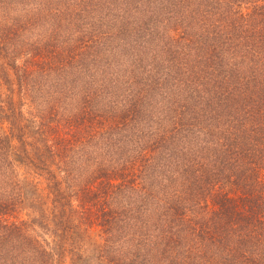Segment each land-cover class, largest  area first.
<instances>
[{"label": "trees", "instance_id": "16d2710c", "mask_svg": "<svg viewBox=\"0 0 264 264\" xmlns=\"http://www.w3.org/2000/svg\"><path fill=\"white\" fill-rule=\"evenodd\" d=\"M0 264H264V0H0Z\"/></svg>", "mask_w": 264, "mask_h": 264}]
</instances>
